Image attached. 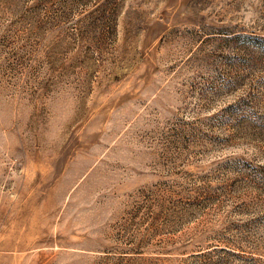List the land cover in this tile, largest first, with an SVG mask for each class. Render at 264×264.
<instances>
[{
  "label": "rangeland",
  "instance_id": "obj_1",
  "mask_svg": "<svg viewBox=\"0 0 264 264\" xmlns=\"http://www.w3.org/2000/svg\"><path fill=\"white\" fill-rule=\"evenodd\" d=\"M0 264H264V0H0Z\"/></svg>",
  "mask_w": 264,
  "mask_h": 264
}]
</instances>
